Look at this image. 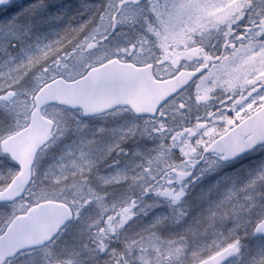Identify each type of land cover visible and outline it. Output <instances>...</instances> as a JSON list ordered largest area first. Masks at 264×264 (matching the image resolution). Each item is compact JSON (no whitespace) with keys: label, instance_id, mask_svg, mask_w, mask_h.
I'll list each match as a JSON object with an SVG mask.
<instances>
[{"label":"snow or ice","instance_id":"snow-or-ice-1","mask_svg":"<svg viewBox=\"0 0 264 264\" xmlns=\"http://www.w3.org/2000/svg\"><path fill=\"white\" fill-rule=\"evenodd\" d=\"M0 264H264V0H0Z\"/></svg>","mask_w":264,"mask_h":264}]
</instances>
